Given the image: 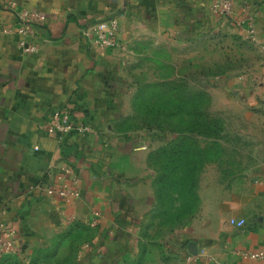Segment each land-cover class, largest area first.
<instances>
[{
	"label": "crops",
	"instance_id": "crops-1",
	"mask_svg": "<svg viewBox=\"0 0 264 264\" xmlns=\"http://www.w3.org/2000/svg\"><path fill=\"white\" fill-rule=\"evenodd\" d=\"M247 1L256 42L212 13V0H0L2 26L18 25L24 8L44 17L27 37L35 53L20 50L17 34L0 33V225L14 229L18 246L0 264H209L186 260L196 253L264 264L234 252L264 248V0ZM110 16L119 45L96 52L82 27ZM209 42L220 59L202 70L216 75L198 85L210 87L229 129L200 138L192 196L189 160L152 158L174 133L125 129L128 60L146 45ZM63 106L92 130L62 141L48 133L44 124ZM61 162L78 179L72 203L38 187Z\"/></svg>",
	"mask_w": 264,
	"mask_h": 264
},
{
	"label": "rangeland",
	"instance_id": "rangeland-1",
	"mask_svg": "<svg viewBox=\"0 0 264 264\" xmlns=\"http://www.w3.org/2000/svg\"><path fill=\"white\" fill-rule=\"evenodd\" d=\"M145 47V55L136 56L132 53V57L128 60L127 73L133 87L129 105L130 113L125 120L128 129H145L152 125L155 127V109H158L157 117L160 118L168 107L169 112L174 111V113L169 117L167 126L176 131L182 128L190 129L192 139H196L195 142H200L202 136L213 137L205 134V131L209 133L213 129H218L220 134L225 129H229L226 127L223 116L214 110L210 87H202L204 82L198 85V80L214 78L216 75L214 71L203 72L202 70L204 67L213 68L215 61L220 59V49H217L216 44L209 42L205 47L202 43L173 47L159 44ZM203 49L204 55L200 56L198 53ZM183 53L188 56L183 57ZM200 68L201 71H199ZM166 81L178 82L181 86L182 83L184 84L182 88L184 93L192 95L186 100L185 105L181 104L183 99L180 97V87L172 90L166 87V84L162 85ZM186 81H189L190 85ZM206 91L210 97L204 99ZM158 122L160 126L162 123L166 126V120Z\"/></svg>",
	"mask_w": 264,
	"mask_h": 264
},
{
	"label": "built area",
	"instance_id": "built-area-1",
	"mask_svg": "<svg viewBox=\"0 0 264 264\" xmlns=\"http://www.w3.org/2000/svg\"><path fill=\"white\" fill-rule=\"evenodd\" d=\"M237 0H212L210 10L217 16L230 17L233 22L242 26L246 38L251 42H256L257 35L255 30V17L252 3L242 0L240 3L241 14L235 15V5ZM10 2V6H14ZM18 25L14 27L0 25V33H14L18 35L17 44L24 54L35 53L39 46L36 42L28 41L27 37L33 33L32 22L42 23L44 17L35 8H24L20 11ZM119 22L115 16L97 19L82 27V35L87 44L96 52H104L107 49L119 45L118 33ZM44 129L54 134L58 141H62L67 133L77 130L79 132L92 130L85 123L75 122L67 107L54 109L52 116L44 124ZM34 146V149H38ZM77 176L68 162H61L56 166L54 172L48 173L44 182H40V187L46 194L60 197L66 203H72L73 199L79 195ZM18 250L15 231L6 225H0V257L6 253H14ZM236 254L250 259H264V248H255L252 250L234 249ZM205 257L209 264H234L228 261H222L209 254L196 253L188 254L186 260L196 261L198 257Z\"/></svg>",
	"mask_w": 264,
	"mask_h": 264
},
{
	"label": "trees",
	"instance_id": "trees-1",
	"mask_svg": "<svg viewBox=\"0 0 264 264\" xmlns=\"http://www.w3.org/2000/svg\"><path fill=\"white\" fill-rule=\"evenodd\" d=\"M184 78H186V77H184ZM183 81L185 82V80H183ZM186 83L188 85H190L189 81H186ZM164 84H166L165 86L171 88L172 90L175 89L176 87H178V88L180 87V89H181L180 97L183 99L181 101L182 105H185L186 100H188L192 97V95H190V93H184L185 91H183V89H182L184 87L183 83H182V86L178 82L175 83L174 81H172V82L166 81V82L162 83V85H164ZM206 93L207 94H205L206 97L204 99L210 97L207 91H206ZM172 113H174V111L169 112V107H168V110L165 113H163L160 118H158L157 117V115L159 114L158 109H155V116H156L154 119V121H156V125H154L155 127H153V125L150 127H145L146 130L155 129V130H159V131H163V132L174 133V136L169 139V141L166 143V145L159 147L158 149H156L152 153V158L159 159V160L164 161V162L168 161L170 159L174 160V161L189 160L190 165H191L190 173H189V175H190L189 190H190V195L193 196L194 195L193 187H194V183H195L194 177H195V173L197 170L198 161L200 160L199 153L197 150L198 142H195L196 139H192V136L190 134V129L182 128V129H177V131H176V129L167 126L169 117L173 115ZM163 119L166 120V126H164L163 123H162V126H160V124H158L159 123L158 121L163 120ZM125 120H127V119L126 118L124 119L123 124L125 125V129H128V126H126V124H125ZM214 127H216V126H214ZM218 131H219L218 129H213V131H211L209 133L207 131H205L206 132L205 134H208V135L215 137L219 134ZM199 133H201V132H199ZM163 170L164 171L161 174H159L160 180H162V182H160V185H161V187H163V186L166 187L165 182L167 180V176L169 175V172H168L169 170H167L166 167H164ZM186 186L187 185L185 184V187ZM180 187L183 188V184L182 185L180 184ZM8 255H11V253H6V254L2 255L0 257V259L4 256H8ZM4 260H6V259H4ZM28 264H33V263L29 262Z\"/></svg>",
	"mask_w": 264,
	"mask_h": 264
},
{
	"label": "water",
	"instance_id": "water-1",
	"mask_svg": "<svg viewBox=\"0 0 264 264\" xmlns=\"http://www.w3.org/2000/svg\"><path fill=\"white\" fill-rule=\"evenodd\" d=\"M189 248H190L191 252L196 253V247H195V243L193 241H190Z\"/></svg>",
	"mask_w": 264,
	"mask_h": 264
}]
</instances>
